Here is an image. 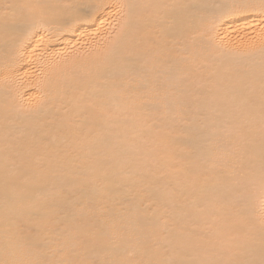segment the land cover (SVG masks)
I'll list each match as a JSON object with an SVG mask.
<instances>
[{"label": "bare ground", "instance_id": "1", "mask_svg": "<svg viewBox=\"0 0 264 264\" xmlns=\"http://www.w3.org/2000/svg\"><path fill=\"white\" fill-rule=\"evenodd\" d=\"M260 0H0V264H264Z\"/></svg>", "mask_w": 264, "mask_h": 264}, {"label": "snow or ice", "instance_id": "2", "mask_svg": "<svg viewBox=\"0 0 264 264\" xmlns=\"http://www.w3.org/2000/svg\"><path fill=\"white\" fill-rule=\"evenodd\" d=\"M250 7L256 9L258 8L261 12H264V0H260L259 4L249 5ZM148 264H195V262L190 261H149Z\"/></svg>", "mask_w": 264, "mask_h": 264}]
</instances>
